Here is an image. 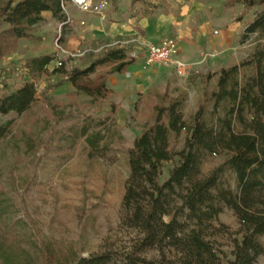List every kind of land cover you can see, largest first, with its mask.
<instances>
[{
	"label": "rangeland",
	"instance_id": "rangeland-1",
	"mask_svg": "<svg viewBox=\"0 0 264 264\" xmlns=\"http://www.w3.org/2000/svg\"><path fill=\"white\" fill-rule=\"evenodd\" d=\"M142 1L132 6L130 0H108L104 19L81 13L65 1L63 14L69 22L62 25L44 14L32 30V40L19 41L15 51L0 57V82L11 92L19 89L29 80L23 67L32 58L50 56L71 71L85 67L104 46L146 40L143 30L135 31L138 20H144L149 39L154 41L175 35L177 29L183 37L190 36L192 43L202 33L209 36L218 31L230 38L227 55L232 66L245 60L258 44L257 35L244 38V34L261 7H246L240 0ZM161 21L170 27L157 34ZM6 28L1 23L0 33ZM55 68L53 61L48 70L51 73ZM107 87L110 92L97 107L63 77L45 76L36 82V102L27 112L0 116L2 124L10 123L9 134L0 142V264H44V244L59 256L74 252L78 258L107 251L130 252L140 236L123 224L122 199L129 175L126 150L151 123L158 94L168 90L176 98L185 93L182 112L189 121L204 94L216 88V76L191 70L187 78H180L172 69L143 68L135 62L124 74L111 76ZM111 104L117 106L114 113ZM211 118L206 115L207 120ZM91 133H100L103 140L89 157L86 136ZM184 141L183 132L178 143H171L172 151L182 150ZM223 161V157H210L201 165L202 174ZM174 163L163 164L159 183ZM222 183L236 193L232 173L225 172ZM208 234L207 239L221 253L222 264L233 260L241 234L231 209H223ZM259 242L264 250V236ZM143 255L157 259L159 252L149 249ZM254 264H264V253Z\"/></svg>",
	"mask_w": 264,
	"mask_h": 264
},
{
	"label": "trees",
	"instance_id": "trees-1",
	"mask_svg": "<svg viewBox=\"0 0 264 264\" xmlns=\"http://www.w3.org/2000/svg\"><path fill=\"white\" fill-rule=\"evenodd\" d=\"M65 1L0 0V24L7 26L0 33V57L15 51L19 41L32 40V30L43 21L44 13L65 23ZM130 1L132 6L143 2ZM240 2L246 7H261L245 29L244 38L258 36L251 54L238 65L214 74L216 88L204 94L189 121L182 112L185 93L176 98L168 90L158 94L151 123L126 150L129 175L122 199L123 224L140 236L132 250L78 258L74 252L59 256L44 244V264H222L221 253L207 238L224 208L238 218L241 234L228 264H254L264 253L259 242L264 236V0ZM125 51L104 46L85 67L71 71L58 67L51 73L48 67L52 57L28 60L23 68L29 80L19 89L11 92L0 82V116L27 112L36 102V82L51 75L63 77L99 107L110 92L107 80L124 74L134 64ZM244 69L251 72L242 73ZM116 109L111 104V113ZM9 128L10 123L0 122V142ZM183 132L184 146L173 152L171 143H178ZM102 140L100 133L86 136L89 157L100 149ZM212 156L223 157L224 161L204 175L201 165ZM173 161L167 178L159 183L163 164ZM225 172L234 175L236 193L223 185ZM149 249H156L159 257L146 258L143 253Z\"/></svg>",
	"mask_w": 264,
	"mask_h": 264
},
{
	"label": "built area",
	"instance_id": "built-area-1",
	"mask_svg": "<svg viewBox=\"0 0 264 264\" xmlns=\"http://www.w3.org/2000/svg\"><path fill=\"white\" fill-rule=\"evenodd\" d=\"M72 5L77 8L81 13L94 15L100 19H104V13L109 8L108 0H69ZM68 19L65 23L69 22ZM84 25V22L80 23ZM214 35L217 32H213ZM119 48L127 49L125 54L128 59L140 62L143 68L158 67L163 69H172L174 73L180 78H187L193 68V64L185 62L178 58L177 42L172 37H165L156 43L143 42L139 39H132L129 41H118L115 43ZM62 53L64 50L57 46ZM68 57L75 56L72 53H65ZM82 55L83 53H78ZM217 56L216 51L205 52L201 55V62H205ZM56 67H62V62L54 59ZM52 61V62H53Z\"/></svg>",
	"mask_w": 264,
	"mask_h": 264
},
{
	"label": "crops",
	"instance_id": "crops-1",
	"mask_svg": "<svg viewBox=\"0 0 264 264\" xmlns=\"http://www.w3.org/2000/svg\"><path fill=\"white\" fill-rule=\"evenodd\" d=\"M44 14H49V13H44ZM127 19H129V17H127ZM91 20L94 21V19H90V21ZM143 21L144 20H138V25L135 26V31L136 30L138 31V29H140L141 31L143 30L142 32L143 33L145 32L146 40H141V39L139 40L143 42L156 43L165 37L174 38L177 42L178 58L185 62L193 64V68H192L193 72L213 75L223 68H228L232 66V64H230V59L228 58L227 55L228 54L227 50H229L232 45L230 38L224 35L220 36V33L218 31H212V33H209V36H207L206 33H202L197 37L196 42L192 43L190 36L183 37L182 33H180L179 29H177V31L175 30V35L161 36L159 39L154 41L153 39H149L151 35L148 34L149 31L147 30V25ZM164 22L165 21H161V23H158L157 29L155 31L157 32V34L162 32L165 33L167 28L170 27V25L164 24ZM213 32H217V34L214 35ZM211 51H216L217 56L205 62H201V55L205 52H211ZM135 62L136 61H134V63ZM155 68L163 69L158 67Z\"/></svg>",
	"mask_w": 264,
	"mask_h": 264
}]
</instances>
